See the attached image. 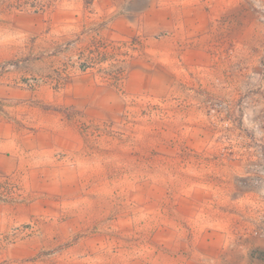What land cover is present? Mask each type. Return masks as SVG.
Listing matches in <instances>:
<instances>
[{
  "label": "rangeland",
  "instance_id": "1",
  "mask_svg": "<svg viewBox=\"0 0 264 264\" xmlns=\"http://www.w3.org/2000/svg\"><path fill=\"white\" fill-rule=\"evenodd\" d=\"M0 264H264V0H0Z\"/></svg>",
  "mask_w": 264,
  "mask_h": 264
}]
</instances>
